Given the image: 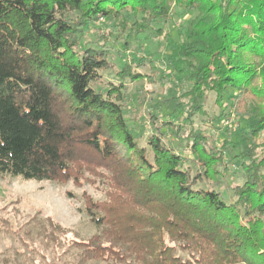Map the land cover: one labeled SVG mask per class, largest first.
Wrapping results in <instances>:
<instances>
[{
    "label": "trees",
    "instance_id": "1",
    "mask_svg": "<svg viewBox=\"0 0 264 264\" xmlns=\"http://www.w3.org/2000/svg\"><path fill=\"white\" fill-rule=\"evenodd\" d=\"M177 7L175 39L157 24ZM148 33L165 40L162 57L114 69L109 40L128 49ZM169 73L183 123L153 114L140 144L123 113L125 80L162 85ZM208 93L238 105L237 144L193 128L207 120ZM232 163L243 181L226 198L217 182ZM0 176L104 184L102 199L82 193L95 229L70 239L69 264H264V0H0ZM46 220L45 236L68 231Z\"/></svg>",
    "mask_w": 264,
    "mask_h": 264
},
{
    "label": "rangeland",
    "instance_id": "2",
    "mask_svg": "<svg viewBox=\"0 0 264 264\" xmlns=\"http://www.w3.org/2000/svg\"><path fill=\"white\" fill-rule=\"evenodd\" d=\"M195 13V10H190L189 16L193 17ZM184 16L183 11L177 7L174 13L157 25L162 30H170L176 39L178 27L185 23ZM99 21L84 29L81 43L93 42L97 27H103ZM164 42L161 36L148 33L141 35L139 41H133L128 49H122L119 42L110 39L109 59L114 69H119L132 56L146 54L159 59L165 50ZM139 70L147 71V68L140 67ZM104 76L112 81L117 80L111 77L109 71L104 72ZM167 76L168 81L162 85L157 77L155 82H148L146 78L125 80L127 87L123 90V113L130 130L138 135L140 144H145L147 135L155 131L150 118L153 114L158 116L157 123L162 119L183 123L180 118L181 109L174 97L175 92L169 89L173 83H170V80H174V76L171 73ZM214 99V94L208 93L204 102L207 120L211 119L215 126L209 125L207 120L195 117L192 122L193 128H203L215 140H219L223 135L237 144L239 139L237 128L245 122L241 118L238 105L230 98L221 108ZM171 112L174 114L171 115ZM213 116L219 117L218 122L212 118ZM162 131V140L170 144V130L163 128ZM182 156L195 170L197 166L194 161L187 159L189 155L183 153ZM222 172L223 175L218 177L217 188L223 197L230 198V186L243 181L242 171L232 163L228 171ZM205 183L206 181L198 186H205ZM103 185L99 178L94 182L81 180V184L78 185L72 181L61 184L50 180H24L20 177L0 176V264H69L74 261L77 249L68 246L70 239L86 238L95 229L83 210L82 193L86 192L94 199H102ZM47 218L53 219L68 231L58 233L55 239L45 236L42 229H48ZM27 230L28 235L24 234ZM178 253L186 255L185 252ZM89 264L113 263L94 261Z\"/></svg>",
    "mask_w": 264,
    "mask_h": 264
}]
</instances>
